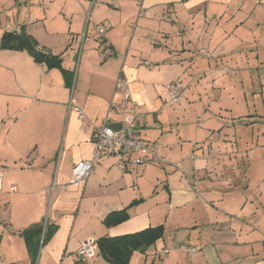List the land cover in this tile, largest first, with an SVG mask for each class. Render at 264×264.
<instances>
[{"label": "crops", "instance_id": "obj_1", "mask_svg": "<svg viewBox=\"0 0 264 264\" xmlns=\"http://www.w3.org/2000/svg\"><path fill=\"white\" fill-rule=\"evenodd\" d=\"M23 30L53 63L0 46V264H112L98 246L83 263L76 253L160 225L129 264H264V166L251 171L264 164V0H0V42ZM122 73L130 97L113 123L134 114L167 163L103 159L49 205L46 189L92 156ZM176 80L184 99L165 103ZM122 209L127 220L104 222ZM46 218L34 263L21 232Z\"/></svg>", "mask_w": 264, "mask_h": 264}, {"label": "built area", "instance_id": "obj_2", "mask_svg": "<svg viewBox=\"0 0 264 264\" xmlns=\"http://www.w3.org/2000/svg\"><path fill=\"white\" fill-rule=\"evenodd\" d=\"M98 32L103 33L104 28L99 26ZM207 55L211 57L214 53L208 51ZM224 69H227V67H224ZM210 71L212 72L213 69ZM116 89L123 91L124 97L119 101H112L110 111L105 117L103 124L95 128L93 134L94 150L92 156L75 164L70 182L58 183L57 181H54L52 185L46 189L49 205L52 203L55 196L62 191L68 190L71 186L84 185L89 176L93 173L96 165L103 159H115L116 165L122 170H127L131 164L140 165L152 162L160 164L167 163V159L159 154V147L155 143L147 141L141 132L134 128V114L128 113L125 115V119L122 122L120 130H115L112 127L113 120L111 117V111L113 109L124 110L130 97L129 83L123 73L118 77ZM168 90V98L165 103H181L184 99L183 83L176 80L168 85ZM76 110L82 119L84 117L83 109L76 107ZM3 178L4 173L3 171H0V191L3 188ZM15 189V185L11 186L12 191ZM47 225L48 223L46 218L43 222L41 243L44 241ZM97 246V241L94 240L83 243L76 253L78 260L83 263L86 258L93 256ZM183 250L187 253H193L197 250V248L185 246L183 247ZM169 251L170 249L165 247L158 249L155 254L163 255Z\"/></svg>", "mask_w": 264, "mask_h": 264}, {"label": "trees", "instance_id": "obj_3", "mask_svg": "<svg viewBox=\"0 0 264 264\" xmlns=\"http://www.w3.org/2000/svg\"><path fill=\"white\" fill-rule=\"evenodd\" d=\"M2 48L9 49H26L38 61H45L48 52L41 47L36 38L25 30L21 32L8 31L3 34L0 42ZM52 59V57H50ZM129 218L126 209L115 210L110 212L104 222L107 225H115ZM48 228V226H47ZM43 231V223L40 226H32L21 234L25 237L28 245L33 252L34 263L37 261L38 253L41 247V236ZM51 234V230H47L44 237L46 242ZM163 235L158 227H147L140 231L116 235L103 236L97 240L100 253L112 264H129L131 256L135 250L145 252L151 245L156 243Z\"/></svg>", "mask_w": 264, "mask_h": 264}, {"label": "rangeland", "instance_id": "obj_4", "mask_svg": "<svg viewBox=\"0 0 264 264\" xmlns=\"http://www.w3.org/2000/svg\"><path fill=\"white\" fill-rule=\"evenodd\" d=\"M240 87H246V89L248 88V85L247 84H239L238 85V89H240ZM256 138H257V136H256ZM261 138V140L263 139V137L261 136L260 137ZM263 166H264V164H262V163H259V158L258 159H255V161H254V163H253V165H252V168H251V171L254 173V174H257V173H262V169H263ZM256 182H258V181H253V188L254 189H257L258 188V186L259 185H257L258 183H256ZM262 182H264V180L263 181H261L260 182V184H263Z\"/></svg>", "mask_w": 264, "mask_h": 264}, {"label": "water", "instance_id": "obj_5", "mask_svg": "<svg viewBox=\"0 0 264 264\" xmlns=\"http://www.w3.org/2000/svg\"><path fill=\"white\" fill-rule=\"evenodd\" d=\"M46 63H48V64H52L53 61H52V59H51L50 57H48V58L46 59ZM112 127H113L115 130H120L121 127H122V123H120V122H114V123H112ZM158 229L161 230V231H163V226H162V225L158 226Z\"/></svg>", "mask_w": 264, "mask_h": 264}]
</instances>
